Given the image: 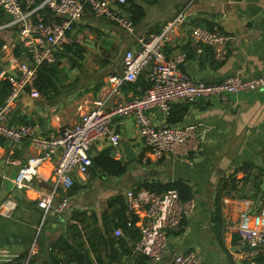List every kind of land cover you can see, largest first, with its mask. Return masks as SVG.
<instances>
[{
  "label": "crops",
  "instance_id": "crops-1",
  "mask_svg": "<svg viewBox=\"0 0 264 264\" xmlns=\"http://www.w3.org/2000/svg\"><path fill=\"white\" fill-rule=\"evenodd\" d=\"M136 1L146 13L140 23L135 24L133 33L121 27L127 32L124 35L127 42L124 53L137 46L138 37L160 31L166 21L185 11L186 23L177 28L164 47L168 57L186 54L180 64L181 71L207 82H216L236 73L264 77V0ZM116 6L121 11L119 4ZM1 11L0 69L8 67L3 46L18 44L17 27L12 24V15L2 7ZM89 15L92 13L86 14ZM56 17L59 16L51 14L48 19ZM84 19L80 21L84 22ZM197 25L218 28L231 36L224 60H215L206 45H203L202 52L196 50L198 45L191 41L190 33ZM75 30L72 28L69 34L78 35ZM69 37L71 41L75 38L72 35ZM20 50L21 53V47ZM123 56L120 61H110L106 65L101 62L100 71L77 86L80 95L75 99L73 94L67 96L71 97L67 99H73L65 101V105H73L67 115L65 111H55L42 96L32 98L26 89L28 93H21L13 103L8 123L32 124L48 136L75 122L79 117L78 105L84 104L86 108L93 106V101L106 92L107 76L122 73ZM148 72L149 68L143 72L145 78ZM9 74L17 76L14 72ZM1 80L10 83L7 77ZM98 81L101 83L99 90L92 87ZM83 85L86 88L83 89ZM136 89L123 85L115 99H131L143 92L140 86ZM150 116L156 124L167 122L158 109L152 110ZM182 122L199 124L206 129L201 149L190 159L169 154L161 157L151 155L145 144L136 146L140 136L134 117H115L114 124L122 141L118 148L114 147V156L128 161L122 147V143L127 142L137 157L130 160L127 172L122 175L75 173L77 181L85 186L80 193L72 195L67 189L57 187L50 178L56 156L43 164L33 178L32 189L17 188L14 178L21 165L38 151L29 140L12 145L8 139L1 137L0 201L13 198L17 207L11 217L0 215V264H78L73 255L75 251L84 253L86 264H173L174 255L187 249L199 253L198 264H247L250 258L257 259L258 253L243 245L235 228L243 210L256 212L264 205V88L227 93L225 98L212 96L189 102V111ZM97 145L99 150L111 146L100 141ZM141 153H144L142 157ZM232 177L236 179L235 188L229 185ZM145 179L163 183L182 179L192 187L193 196L190 199L196 203L194 211L178 227L169 230V247L162 258H151L138 252L135 249L138 237L125 233L120 227L123 233L117 235L115 230L118 228H110L112 222L106 219L104 223L103 220L104 213L113 210L108 205L110 199L122 194L127 202L126 191L139 187ZM53 190H56L54 206L45 212L38 204L39 199ZM217 194H222L218 200ZM65 195L69 196V209L57 213L54 208ZM216 210L224 221L223 236L214 229ZM127 212L135 215L128 209ZM62 240L73 246L71 252Z\"/></svg>",
  "mask_w": 264,
  "mask_h": 264
},
{
  "label": "built area",
  "instance_id": "built-area-1",
  "mask_svg": "<svg viewBox=\"0 0 264 264\" xmlns=\"http://www.w3.org/2000/svg\"><path fill=\"white\" fill-rule=\"evenodd\" d=\"M124 2L126 0H0V7L12 15V24L18 32V44L3 46L8 67L0 69V79L7 77L11 86L5 104L0 106V138L8 139L12 145L29 140L38 151L21 165L14 178L17 188L32 189L33 178L43 164L55 156L57 161L50 178L57 187L70 188L75 173H88L92 162L91 148L95 143L100 141L116 148L120 146L122 136L114 124L117 116L134 117L137 132L151 154L190 159L201 149L206 129L199 124H156L150 116L152 110H160L167 118L176 101L194 102L212 96L225 98L227 93L264 88L262 76L247 77L236 73L216 82H207L181 71L180 64L186 54L168 57L164 50L177 28L187 21V13L180 11L166 21L160 31L138 37L137 48L124 53L122 73L107 76L106 92L93 101V106L78 105L79 117L75 122L48 136L32 124H9L12 105L21 93L27 92V87L32 98L41 97L34 86L39 65L56 61V51L71 41L68 31L86 16L87 9L96 17L114 21L131 33L135 31L133 20L116 8ZM46 9L60 19H46ZM190 36L198 45V52H202L203 45H206L215 60L226 58L231 39L227 32L197 25L192 28ZM18 45L22 48L21 55L15 52ZM147 68L149 86L136 97L116 100L115 96L120 94L124 83L136 81ZM10 72L17 76L8 75ZM55 191L46 192L39 199L38 204L45 212L54 206ZM126 196L128 210L137 216L135 225L139 237L135 249L151 258L164 257L169 247V230L178 227L194 211L195 201L181 199L175 188L158 192L135 187L127 190ZM16 207L15 199H4L0 201V215L11 217ZM54 209L57 213L68 210L69 196H63ZM235 229L243 245L259 256L264 255V205L256 212L243 210ZM115 233L121 235L123 232L118 228ZM198 261L199 253L193 249L180 251L173 258V264H198ZM247 264H264V261L252 257Z\"/></svg>",
  "mask_w": 264,
  "mask_h": 264
},
{
  "label": "trees",
  "instance_id": "trees-1",
  "mask_svg": "<svg viewBox=\"0 0 264 264\" xmlns=\"http://www.w3.org/2000/svg\"><path fill=\"white\" fill-rule=\"evenodd\" d=\"M119 8L122 12L127 14L134 22V24H139L140 21L145 17V8L140 5L139 2L136 0H126V2L119 4ZM45 11V18L48 19L51 17V10H44ZM87 13H91L87 9ZM3 11H1L0 7V17L2 16ZM93 15V14H92ZM55 19L59 20V17H56ZM108 21V20H107ZM114 27H116L117 23L114 21H109ZM89 27L93 31H98L97 28L91 27L88 24H85L83 21L75 22L73 25V28H75L77 32H81L84 30V28ZM123 30V29H122ZM70 33V30L68 31V34ZM101 34H103L101 32ZM72 35L73 38L72 41L64 43L61 48H59L56 51L57 59L53 62H43L39 65L37 78L34 81V85L36 88L40 91L41 96L50 102L51 105L57 104L60 100L63 99V97H67L68 93L64 94V90H67L68 86H72L71 89L75 91L78 95L79 90L77 89V86L80 85L78 77L73 76L72 73L73 70H76L79 66L82 67V63L84 64L85 56H86V50L82 46V44L78 41L76 38V34H69ZM106 43H104L102 46L103 49L108 50L109 47L112 45V43L104 38ZM2 41L0 40V47H1ZM16 53L18 55H21L20 53V47L16 48ZM67 60V65L63 64V60ZM103 64L106 65L108 62H110L109 58H104L101 61ZM82 82V81H81ZM87 82V81H85ZM95 87L97 89L100 87L101 83L98 81ZM150 82L148 78H145L144 73H142L138 79L134 82H126L124 83L125 86L134 87L135 89L137 87H141V89L144 91L148 86ZM83 89L86 88V86L83 85ZM29 88H27L28 91ZM99 90V89H98ZM137 90V89H136ZM10 91V83L8 80H1L0 81V105L1 103L5 102V99L7 97V94ZM189 111V102H176L173 104L171 108V112L167 117V122L171 125H175L179 122H182L186 116V114ZM92 155V162L89 166L88 172L91 175L101 174V175H107V176H114V175H122L127 172L128 165L131 161H125L124 159H119L114 156L115 149L113 146H107L102 150L96 151L94 153H91ZM144 153H141V156H143ZM141 161V159H138ZM236 179L231 178V181L229 185L231 188L236 187ZM85 184H80L77 179H74L73 184L70 188L67 189L68 194L72 195L75 193H78L80 191V188H84ZM139 187H145L149 188L151 190H155L158 192H163L171 188H175L179 191L180 197L183 200H188L193 196V190L192 187L185 182L182 179H177L174 181H170L167 183H163L161 181H149L148 179L143 180ZM62 189V188H61ZM221 193V192H219ZM222 194H217V200L220 198ZM262 196H264V191L262 193ZM109 206L113 207V210L108 213L105 212L103 215L104 223H106V219H109L112 222V225L110 228H122L123 231L127 234H130L134 236L135 238L139 237V231L136 229V221L137 216L129 214L127 212V202L124 199V195L119 194L116 195L114 198L110 199L108 202ZM129 214V215H128ZM214 229L216 233H218L220 236H223V230H224V221L220 215V212L218 210L215 211V218H214ZM121 238V237H118ZM65 244V247L71 252L73 250V246L68 243L66 240H62ZM22 258V257H21ZM259 261H264V255H261L257 258Z\"/></svg>",
  "mask_w": 264,
  "mask_h": 264
},
{
  "label": "rangeland",
  "instance_id": "rangeland-1",
  "mask_svg": "<svg viewBox=\"0 0 264 264\" xmlns=\"http://www.w3.org/2000/svg\"><path fill=\"white\" fill-rule=\"evenodd\" d=\"M84 22L85 24H88L91 27L97 28L98 31H93L91 28L86 27L76 36L78 41L82 44V46L86 50L85 61L84 64L82 63L83 66L82 67L79 66L76 70L72 71V73L74 74L73 76L78 77L79 83H81V81L83 80L88 81L90 78L94 77L95 74H97V72L100 71L101 61L104 58H109L111 62L120 61L122 59L124 51L127 49L126 47L127 42L125 41L126 37L124 36L127 35V32L125 30L123 31L121 27L120 28L114 27V25L108 22L105 18L95 17L92 15L85 16ZM101 32L103 34H101ZM104 38L108 39L112 43V45L109 47L108 50L103 49L104 47L102 45L106 43ZM136 48L137 46L133 49ZM63 64L67 65L66 59L63 60ZM96 85L97 84H93L92 87H95ZM71 87L72 86H68L67 90H64L63 93L64 94L68 93V96L70 94H73L72 95L74 97L73 99H75L77 98L78 94L75 91H73ZM67 98H71V97L65 96L57 104L53 105L55 111L56 110H58L59 112L65 111V115L68 114V111L73 107V105L67 106L65 105V101L71 102V100L73 99L69 100ZM136 144H137L136 146L138 145L144 146L143 140L141 138L140 139L137 138ZM97 147H98L97 143L94 146H92L91 153L99 151ZM131 176L133 175L131 174ZM75 178H77V176H74V179ZM90 184H92V180ZM89 186L87 187V189L89 188ZM82 188L83 187H81L80 190H82ZM87 189L85 191H87Z\"/></svg>",
  "mask_w": 264,
  "mask_h": 264
},
{
  "label": "water",
  "instance_id": "water-1",
  "mask_svg": "<svg viewBox=\"0 0 264 264\" xmlns=\"http://www.w3.org/2000/svg\"><path fill=\"white\" fill-rule=\"evenodd\" d=\"M209 81V79H207ZM175 125H185L184 122L177 123ZM122 147L124 149L126 160L130 161L137 157V153L127 144V142L122 143ZM74 257L76 258L78 264H86L85 262V255L81 251H75L73 253Z\"/></svg>",
  "mask_w": 264,
  "mask_h": 264
}]
</instances>
